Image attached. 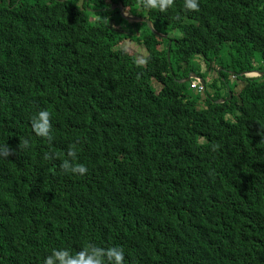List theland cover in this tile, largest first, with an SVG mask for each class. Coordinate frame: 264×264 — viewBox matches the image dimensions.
I'll return each instance as SVG.
<instances>
[{
	"label": "trees",
	"instance_id": "obj_1",
	"mask_svg": "<svg viewBox=\"0 0 264 264\" xmlns=\"http://www.w3.org/2000/svg\"><path fill=\"white\" fill-rule=\"evenodd\" d=\"M250 72H264V0H0V145L14 149L0 157V264L88 242L122 247L125 264H264V75ZM190 74L202 93L179 82ZM42 109L51 141L31 128ZM70 145L83 176L60 167Z\"/></svg>",
	"mask_w": 264,
	"mask_h": 264
},
{
	"label": "clouds",
	"instance_id": "obj_2",
	"mask_svg": "<svg viewBox=\"0 0 264 264\" xmlns=\"http://www.w3.org/2000/svg\"><path fill=\"white\" fill-rule=\"evenodd\" d=\"M141 2L145 9H158L160 12H165L168 8L172 7L174 0H141ZM183 7L188 11H199V0H183ZM110 9L114 10L112 8ZM125 12L127 14L126 16H132L126 10ZM162 38H166V36ZM140 63L143 64L145 61L141 60ZM244 75L246 78H253L249 74ZM50 116L51 113L47 109H42L33 115L30 120L34 134L48 141H51L53 138L51 135L52 125L50 123ZM18 146L27 149L30 146V139L25 138ZM78 152L79 149L77 146L70 145L68 147L66 158L60 165L65 173L83 176L88 171L85 164L77 162ZM13 153L14 149H11L8 145H0V157H7ZM55 158V153L44 154L45 160ZM42 264H125V250L120 246L100 247L88 242L75 253L69 248H53L43 257Z\"/></svg>",
	"mask_w": 264,
	"mask_h": 264
},
{
	"label": "rangeland",
	"instance_id": "obj_3",
	"mask_svg": "<svg viewBox=\"0 0 264 264\" xmlns=\"http://www.w3.org/2000/svg\"><path fill=\"white\" fill-rule=\"evenodd\" d=\"M91 19V21H95V17H94V15L90 18ZM124 20V19H123ZM126 21V20H125ZM127 23H130V22H128V21H126ZM138 24V23H137ZM114 29H116V27L114 26L113 27ZM138 28L139 29H142L143 28V26L141 25V24H138ZM138 28H137V26L135 25L134 27H132V30H137V31H139L138 30ZM152 34V33H151ZM153 35V34H152ZM120 48H122V49H124V50H126V51H128V52H130V53H132L134 56H135V58H136V61L139 63V64H141L140 63V61L141 60H144L145 59V57H146V52H145V49H144V47L143 46H139V45H137L136 43H133L132 41H130L129 39H124V40H122V42H121V44H120ZM198 61V63L200 64V67H201V69H202V71H204L205 70V66H204V64H203V62L201 61V59H199V58H196L195 59V62H197ZM209 73H210V76H208V80L209 81H211V80H216L217 78H218V75L217 74H215V72H214V70L211 68V70L210 71H208ZM231 81L233 80L234 81V78L233 77H230L229 78ZM231 81H230V83H231ZM243 86V83H240V82H237V86H236V88H235V92L237 93L239 90H240V88ZM195 93V92H194ZM199 96H202V95H199Z\"/></svg>",
	"mask_w": 264,
	"mask_h": 264
},
{
	"label": "water",
	"instance_id": "obj_4",
	"mask_svg": "<svg viewBox=\"0 0 264 264\" xmlns=\"http://www.w3.org/2000/svg\"><path fill=\"white\" fill-rule=\"evenodd\" d=\"M61 1H64V0H61ZM112 9H118L119 13H120V16L122 19L128 21V22H141V23H145L148 27V29L150 30V32L157 38H162L164 37L162 34L156 32L151 24V22L149 20H147L146 18L144 17H132V16H126V12L124 10V7L122 6L121 3L117 4V5H114V6H111ZM249 74L250 76H252L253 78L254 77H262L264 75V72L263 73H257V72H252V73H247ZM191 79H197L199 80L200 82V85L201 87L204 86V82L203 80L199 79L195 74H190L185 80H181L179 81L180 83H185V82H188L190 81ZM230 98V97H229ZM222 102V101H220Z\"/></svg>",
	"mask_w": 264,
	"mask_h": 264
},
{
	"label": "built area",
	"instance_id": "obj_5",
	"mask_svg": "<svg viewBox=\"0 0 264 264\" xmlns=\"http://www.w3.org/2000/svg\"><path fill=\"white\" fill-rule=\"evenodd\" d=\"M191 87L193 88V89H198V91H201V93L203 92V89H202V87L200 86V82H199V80H192V82H191Z\"/></svg>",
	"mask_w": 264,
	"mask_h": 264
}]
</instances>
